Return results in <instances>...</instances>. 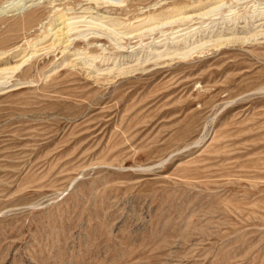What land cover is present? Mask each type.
<instances>
[{
  "label": "rangeland",
  "instance_id": "374dc122",
  "mask_svg": "<svg viewBox=\"0 0 264 264\" xmlns=\"http://www.w3.org/2000/svg\"><path fill=\"white\" fill-rule=\"evenodd\" d=\"M0 264H264V0H0Z\"/></svg>",
  "mask_w": 264,
  "mask_h": 264
},
{
  "label": "bare ground",
  "instance_id": "6f19581e",
  "mask_svg": "<svg viewBox=\"0 0 264 264\" xmlns=\"http://www.w3.org/2000/svg\"><path fill=\"white\" fill-rule=\"evenodd\" d=\"M175 6V5H174ZM177 7V6H176Z\"/></svg>",
  "mask_w": 264,
  "mask_h": 264
}]
</instances>
